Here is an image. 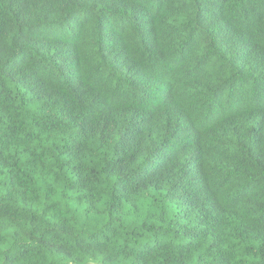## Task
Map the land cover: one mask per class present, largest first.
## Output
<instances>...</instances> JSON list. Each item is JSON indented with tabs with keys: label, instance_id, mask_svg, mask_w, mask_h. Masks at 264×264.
Listing matches in <instances>:
<instances>
[{
	"label": "trees",
	"instance_id": "obj_1",
	"mask_svg": "<svg viewBox=\"0 0 264 264\" xmlns=\"http://www.w3.org/2000/svg\"><path fill=\"white\" fill-rule=\"evenodd\" d=\"M0 264H264V0H0Z\"/></svg>",
	"mask_w": 264,
	"mask_h": 264
}]
</instances>
